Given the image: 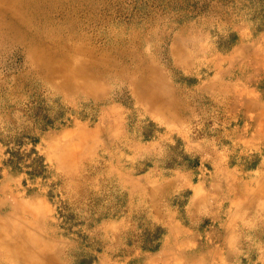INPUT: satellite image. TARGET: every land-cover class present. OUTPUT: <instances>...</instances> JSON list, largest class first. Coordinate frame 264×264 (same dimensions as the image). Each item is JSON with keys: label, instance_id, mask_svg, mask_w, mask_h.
Here are the masks:
<instances>
[{"label": "rangeland", "instance_id": "obj_1", "mask_svg": "<svg viewBox=\"0 0 264 264\" xmlns=\"http://www.w3.org/2000/svg\"><path fill=\"white\" fill-rule=\"evenodd\" d=\"M52 13L92 70L0 44V264H264V0Z\"/></svg>", "mask_w": 264, "mask_h": 264}, {"label": "bare ground", "instance_id": "obj_2", "mask_svg": "<svg viewBox=\"0 0 264 264\" xmlns=\"http://www.w3.org/2000/svg\"><path fill=\"white\" fill-rule=\"evenodd\" d=\"M66 2L71 0H0V44L8 41L24 43L47 76L57 72L63 79L69 80L75 78L76 74L92 70L90 65L82 61L68 64L72 59L62 50L61 42L70 40V37L59 36L55 43L52 41L55 32H60L64 27L57 25L50 29L52 9ZM6 13L10 14L9 18ZM48 40L51 43H47ZM39 45L42 47L33 51ZM74 48L78 50L79 47Z\"/></svg>", "mask_w": 264, "mask_h": 264}]
</instances>
